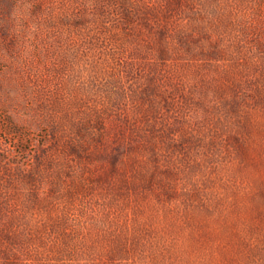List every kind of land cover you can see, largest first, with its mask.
<instances>
[{"label": "rangeland", "instance_id": "rangeland-1", "mask_svg": "<svg viewBox=\"0 0 264 264\" xmlns=\"http://www.w3.org/2000/svg\"><path fill=\"white\" fill-rule=\"evenodd\" d=\"M0 264H264V0H0Z\"/></svg>", "mask_w": 264, "mask_h": 264}]
</instances>
